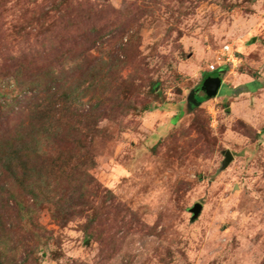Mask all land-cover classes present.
<instances>
[{
  "label": "rangeland",
  "instance_id": "obj_1",
  "mask_svg": "<svg viewBox=\"0 0 264 264\" xmlns=\"http://www.w3.org/2000/svg\"><path fill=\"white\" fill-rule=\"evenodd\" d=\"M0 163V264H264V0H0Z\"/></svg>",
  "mask_w": 264,
  "mask_h": 264
},
{
  "label": "trees",
  "instance_id": "obj_2",
  "mask_svg": "<svg viewBox=\"0 0 264 264\" xmlns=\"http://www.w3.org/2000/svg\"><path fill=\"white\" fill-rule=\"evenodd\" d=\"M196 100L199 104L204 103L205 101L208 100V98L205 97H199L196 95ZM31 126V125H30ZM52 128H46V129H42V133L45 135V140H34L33 136L36 135V133H34L32 130L27 134L25 132L26 135H22L24 136V139L20 140V142H18L14 148V150L12 151V153L14 155H23V156H27V155H36L39 156V154H41L42 149L44 150H49V153H51L52 155H48V152L46 151L45 154L43 156H39L41 157L40 160H46V158H50V159H59L60 155H64L66 150H71L70 148H72L77 141L74 140L75 138L73 137L71 140L69 139H65V140H61V142L58 141V143H56V141H52V139L50 138L51 135H57V133H55L54 131H51ZM27 131V130H26ZM67 133V132H66ZM66 133H64L63 135H65ZM75 137L77 136H81L82 134L80 132H78L77 130H74L72 133ZM30 137V140H28V136ZM59 136H61V134H59ZM27 139V140H26ZM10 143V140L9 142ZM13 148V147H12ZM0 165L2 166V164L0 163ZM69 213H65L63 212L64 216H67ZM54 217L57 219H60V223L61 224H65L66 218L65 217H59V215L54 214ZM24 233H27L25 231H23Z\"/></svg>",
  "mask_w": 264,
  "mask_h": 264
},
{
  "label": "water",
  "instance_id": "obj_3",
  "mask_svg": "<svg viewBox=\"0 0 264 264\" xmlns=\"http://www.w3.org/2000/svg\"><path fill=\"white\" fill-rule=\"evenodd\" d=\"M222 85V80L219 75H214L211 77H208L206 81L204 82L202 86V90L206 93L207 98H214L218 95L219 90ZM189 103L191 105H199V103L196 100V94L191 93L189 96ZM232 159V155L230 153L226 154L225 159V165ZM202 211V206L200 204H196L194 208L191 210V213L193 214V220L197 219Z\"/></svg>",
  "mask_w": 264,
  "mask_h": 264
},
{
  "label": "built area",
  "instance_id": "obj_4",
  "mask_svg": "<svg viewBox=\"0 0 264 264\" xmlns=\"http://www.w3.org/2000/svg\"><path fill=\"white\" fill-rule=\"evenodd\" d=\"M223 53L228 58L227 62H233L234 61V56H233V54H230V47L229 46L224 47Z\"/></svg>",
  "mask_w": 264,
  "mask_h": 264
}]
</instances>
